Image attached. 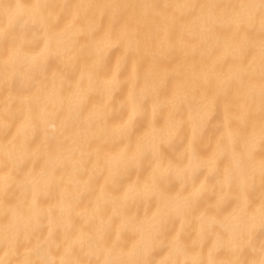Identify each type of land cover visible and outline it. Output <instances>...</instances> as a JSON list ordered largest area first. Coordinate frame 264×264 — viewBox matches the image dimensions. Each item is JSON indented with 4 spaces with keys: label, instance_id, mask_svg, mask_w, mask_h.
Listing matches in <instances>:
<instances>
[{
    "label": "bare ground",
    "instance_id": "1",
    "mask_svg": "<svg viewBox=\"0 0 264 264\" xmlns=\"http://www.w3.org/2000/svg\"><path fill=\"white\" fill-rule=\"evenodd\" d=\"M0 264H264V0H0Z\"/></svg>",
    "mask_w": 264,
    "mask_h": 264
}]
</instances>
